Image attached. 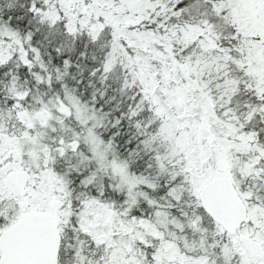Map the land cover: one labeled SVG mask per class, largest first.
I'll return each instance as SVG.
<instances>
[{
    "label": "snow or ice",
    "instance_id": "snow-or-ice-1",
    "mask_svg": "<svg viewBox=\"0 0 264 264\" xmlns=\"http://www.w3.org/2000/svg\"><path fill=\"white\" fill-rule=\"evenodd\" d=\"M0 264H264V0H0Z\"/></svg>",
    "mask_w": 264,
    "mask_h": 264
}]
</instances>
